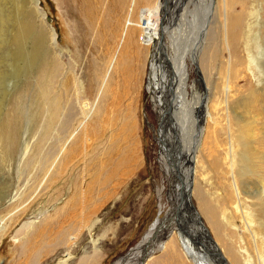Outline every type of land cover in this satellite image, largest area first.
<instances>
[{
    "label": "bare ground",
    "instance_id": "6f19581e",
    "mask_svg": "<svg viewBox=\"0 0 264 264\" xmlns=\"http://www.w3.org/2000/svg\"><path fill=\"white\" fill-rule=\"evenodd\" d=\"M7 1L5 0V2ZM136 1L57 0V6L68 9L72 17L76 47L85 46L82 48L83 50L81 49L82 56L89 58L88 52H90L92 55L97 54L99 57L90 59L87 62V69H84L83 77L88 79L91 84L88 92L83 87V81L81 83L77 81L76 77L80 76L79 74L76 76L75 58L66 54L68 61L65 64L63 63L62 58L65 54L59 49L57 33L49 31L44 21L45 16L40 15L41 27L39 31L34 30L35 22L39 19L25 25L24 23L27 21L25 16L26 21L24 23L20 22L27 29L26 38H30L33 42L34 58L40 60L38 64H35L36 69L32 74L34 75L32 81L29 79L28 83L31 87L39 90L38 93L42 97L38 107V115L43 117L44 132H42L41 140L42 142L45 141L49 130L53 128L57 121L61 133L59 142L64 144L63 147H60L59 160H55L58 163H51L49 156L45 155L46 153L44 158L36 157L34 154L31 157L34 156L37 165H41L38 175L42 177L53 174V176H50L54 180L60 181L63 179L61 184L64 186L58 188L57 195H60V190L66 187L64 190L70 192L68 194L69 200L56 211L54 217H50L48 221H45V224L42 222L41 230L35 231L36 228L34 227V233H31L33 235L21 248L23 249V257L26 260L32 259V255L37 254L40 249L39 244H41L40 242L43 241V237L47 233L55 234L54 231L57 230L67 240L70 237L69 232L73 229L71 228L72 225H75L73 221L78 219L77 212L92 213L99 203L98 206L101 207L106 198H110L117 193V189L122 186V179L127 176L136 162L135 157L138 155L134 154V150L137 151V146L134 144L135 146L126 147V140L128 143L130 138L135 139L134 128L128 117L126 118L124 115L126 122H123V119H120L118 115L119 113L116 110V104L119 100L117 93L112 97L111 107H109V96L106 92L109 91L106 90L107 84L109 85L108 79L115 78L118 73H121L123 57L126 52V50L122 52L121 49H123L124 37L129 34L127 22L136 11ZM200 1L163 0L161 5V17L163 19L160 20L161 23H159L154 36L149 75L151 80L155 79L157 81V86L154 88L151 86L150 91L155 97L157 96L156 100L161 110V120L167 132L168 150L166 158L168 165L171 167L170 169L175 171L174 173L170 170L172 173L170 176L174 181V184L171 183L175 187V195L173 196L171 210H169L166 218L158 222L148 240L130 255L129 261L142 264L144 257L147 254L150 255L151 249L156 247L158 249L165 248L164 242H157L160 241V237L164 235V238L170 232H176L184 253L194 264H226L218 245L222 248L230 264H251L246 254V245L255 248L258 264H264V149L259 146L250 148L246 145V142L241 141L238 143L232 141L223 146L219 139V131L224 129V125L221 123V105L224 104L226 107L230 104L235 105V101L245 106V110L234 112L233 117L229 115L225 121L236 123L237 129L242 128V123L243 127L258 134L255 128L258 129L259 115H256L257 120L253 119V110L257 107L252 106V104L261 92H264V88L255 95L254 100L251 99L253 102L249 98V103H247L248 98L244 96V99H240L242 97L239 96L248 93L244 87L245 84L241 83L247 81L246 75H243L244 70L252 74V59L247 53L248 39L253 28L251 21L259 11L257 12L255 8L250 9L247 0H211L207 5V13L204 15V13H199L202 9ZM15 2L18 1L15 0ZM24 4H26L25 7ZM36 4H38L36 0H22L20 3H16V8L21 9L23 7L26 11L32 9L39 12ZM21 14L20 12L19 16ZM190 17L191 19H188ZM16 19L19 18L16 17ZM145 21H148L147 17H145ZM245 23L250 24L246 26ZM161 28L167 29V34H164L169 38L171 55L164 54L163 56L162 54L161 49H165V47L167 49V44L162 43L165 30L161 33ZM138 31L141 30L137 27L134 34L138 35ZM136 35L135 39L137 38ZM12 38L14 40V37ZM159 40H161L160 44ZM18 42L20 43V40ZM116 45L115 54L113 57L111 56L112 59L107 64L108 69L105 70L106 74L102 78L105 67L104 62L106 61H104L101 53H103V50L111 53L112 48ZM221 49L228 52L227 61L223 60L222 55L218 53ZM78 51L81 54V51ZM119 54H122L120 59H118ZM37 59L36 61H38ZM189 60L192 61L191 63L194 64L196 71L200 74L199 81L206 84L207 87L205 88L208 91V87L212 90L211 86L218 85L219 82L216 81L219 77L216 78L215 69L219 68L218 63H222L221 73H226V76L221 84V90L218 88L219 86L215 87L217 95L211 94L209 98L208 93L204 97L197 93L194 99L191 98V91L196 84H190ZM219 60L221 61L218 62ZM129 67L132 68V66ZM86 76L89 78H86ZM96 93L94 106L95 110L96 108L98 110L92 121L90 122L89 103L83 104L80 107V114L76 115L75 107L76 104L81 105V97L82 100L83 97L89 100ZM23 95H26L25 92H23ZM211 98L213 99L211 100ZM79 115H81V118H79ZM131 115L132 113H130V117ZM183 118H185L184 122L182 121ZM189 121L194 127H197V130L195 135L193 134L190 137L191 141H185V131L187 130L184 123L188 122L189 125ZM260 129L264 136V125ZM187 134L189 133L187 132ZM8 140L11 141V135L5 137L7 146ZM257 141L256 138V143ZM16 146L19 150L21 163H23L30 156L33 145L23 150L20 144ZM8 147L11 148L10 143ZM172 149L173 155L169 158L168 152ZM175 149L178 152L176 154ZM250 150L255 151L254 154L259 161L255 166L256 170H253ZM44 162L46 163L44 164ZM177 162L180 165L178 169L176 168ZM199 172L203 179L202 185L209 186V189L202 187L201 183L197 181ZM212 175H217L214 182L217 183L215 186L209 180ZM176 182H179L178 185ZM225 185L229 189L228 193L222 191L221 186ZM213 188H218L220 191L212 193L211 189ZM221 193L223 195L220 198ZM193 199L196 204L193 203ZM250 200L263 205L260 210L257 208L249 209L242 211L240 214L245 233L251 240L249 239V243H245L244 239L239 236V241L237 240L234 243L239 228L234 223L237 221L230 220L226 211L228 206L235 211H240V205H246ZM189 205L194 206V211L202 221L203 228L199 226L196 228L193 221H191L185 210V206ZM9 222V218L0 220V238L7 230ZM186 224L191 227H188L190 233L186 229ZM52 226L54 228H51ZM29 227L22 226L18 234H22ZM47 229H50L51 232H47ZM193 234L198 237L197 242L193 241ZM200 243H203L207 249L199 246ZM174 247L172 243H169L165 250L167 249V252L171 253ZM208 247L219 260L211 259L207 255ZM25 249L27 251L24 252ZM183 264H187V262Z\"/></svg>",
    "mask_w": 264,
    "mask_h": 264
},
{
    "label": "rangeland",
    "instance_id": "374dc122",
    "mask_svg": "<svg viewBox=\"0 0 264 264\" xmlns=\"http://www.w3.org/2000/svg\"><path fill=\"white\" fill-rule=\"evenodd\" d=\"M16 1L18 2H15L14 0L13 4V0H8L7 2H5V0H0V34L3 33L0 35V48H2L0 49V85L4 82V84L0 86V220L9 218L10 221L7 230L0 238V264H137L136 262L133 263L132 261H129L130 255L148 240L150 234H152L157 227L158 222L166 218L169 210H171L173 196L175 195L174 181L170 176L172 175L170 170L174 173L175 171L174 169H170L171 167L168 165L166 158L168 150L167 132L164 129L161 120V110L156 100L157 96L155 97L150 91L151 86L153 88L157 86V81H155V79L151 80L149 77L151 54L154 48V36L159 23H161L163 19L161 17V5L163 0L136 1V11L132 18H129L127 22L129 25V30L127 29L129 34H126L124 37L123 49H121L122 52L126 50L123 57L121 73H118L115 78H109V85L107 84L106 86V90H109L106 91L109 96L108 106L111 107V99L115 93H117V98L119 100L118 104H116V110L119 113L118 115L120 119H123V122H126V119L124 118L128 117L130 124L134 128L135 139L130 138L128 143L126 140V147L133 146L134 144L137 146V151L134 150V154L136 153L138 156L135 157L136 162L134 163V166L131 168L127 176L122 179V186L117 189V193L113 194L110 198H106L101 207L98 206L99 203L96 205L97 208H94L92 213L77 212L78 219L73 221L76 227L75 225H72L71 228L73 229L69 232L70 237H68L67 240L66 238L64 239L63 235L58 233L57 230L54 231L55 234L47 233V235L43 237V241L40 242L41 244H39L40 249L37 251V254L32 255V259L29 258L27 260L23 257V249H21L23 248L24 243H26L29 240V237L33 235L31 233H34L35 228V231L41 230L43 223L45 224V221H48L50 217L56 215V211L62 208L64 203L69 200L68 194L70 192L64 190L67 188L66 187L60 190V195H57L59 192L58 188L64 186L61 184L63 179L60 181L54 180L52 177L53 174H50L52 176L49 175L42 177L41 175H38L41 170V165L38 166L37 161H34L35 157H31L33 154L36 157L41 158H44V156L47 155L49 156L51 163H58L55 162V160H59L61 151L60 147H63L64 144H60L59 142L61 133L58 129L57 121L53 128L49 130L45 141L42 142L41 140L42 132H44L43 117L38 115V107L40 106L42 97L38 93L39 90L35 89V87H31L28 83L29 79L32 81L34 76L32 74L36 69L35 64H38L40 60L35 57L38 60L36 61L34 58L33 53L35 51L33 50V42L30 38H26L27 29L24 24L26 25L28 22L32 23L36 19H39L35 22L36 29L34 28L35 31H39L41 27L40 15L45 16L44 21L49 31H55L57 33L59 49L65 54L62 58L63 63L65 64L68 61L66 54L75 58L74 65L76 76H78V74L80 76L76 77L77 81H79L78 83L83 81V87L87 92L89 87L91 88V84L88 79L83 77V73L87 69V62L90 59H97L99 57L97 54L92 55L90 52H88L89 58L82 56V48L85 46L81 45V48L76 47V39L74 38L75 35L73 32L74 22L72 17L70 16L68 9H62V6L61 8H59V5V7L57 6V0H36L39 12L32 9H27L26 11L23 7L21 9L19 7L16 8V3H20L22 0ZM210 1L211 0L200 1L202 4V9L199 11L200 14L204 13L205 15L207 13L206 9ZM247 1L250 9L255 8L257 9V12L259 11V15L255 14L253 17L254 19L251 21L253 28L248 39L249 47L247 53L252 59V74L246 70H244V74L241 72V74L246 75L247 77L246 83L242 82L241 84H245L244 87L249 94H241L239 97H242L240 99H244L245 97L248 98L247 103H249V98L250 100H254L255 95L260 93L264 88V0ZM25 6L26 4H24V7ZM22 9H24V11H22ZM236 10L238 9L236 8ZM19 11L22 13L20 16ZM234 12L235 11L233 10V13ZM25 16L27 17V21L25 20ZM16 17L19 19H16ZM145 17L148 18V21H145ZM188 19H191V17ZM24 21L26 22L24 23ZM20 22L24 24H21ZM249 24L250 23H245L246 26H249ZM137 27L141 30L138 31V35H136V33L134 34ZM19 29H21L20 32ZM160 30L161 33L165 30L163 34L167 31L166 28H161ZM6 31L8 32L6 33ZM135 35L137 36L136 39ZM12 37H14V40ZM164 37L162 43L165 45L167 44L166 46L168 50L165 45V49H160L163 52V56L164 54L171 55L172 50L170 48L169 38L166 35ZM17 40H20L21 44ZM13 41L17 42L19 46ZM160 43L161 40H159V44ZM117 45L112 48L111 53H108L105 50L101 53L104 61H106L104 62L105 67L103 69L102 78L106 74L108 69L107 64L111 61V56L113 57L115 54ZM77 49L81 51V54ZM218 53L222 55L223 60L227 61L229 54L225 49H221ZM98 54L100 55V53ZM121 55L122 54H119L118 59H120ZM220 61L221 60L218 62ZM191 62L192 61L190 60L188 61L190 66V84H196L195 88L191 91V98L193 97L194 99L197 93L203 97L208 93L207 95L209 98L211 94L217 95L215 93V87L219 86L218 88L221 90V84L226 76V73H221L222 63L217 62L219 68L215 69L217 73L216 78L217 76L219 77L216 82L219 83L213 87L211 86L212 90L208 87V91V89L205 88L207 87L206 84L199 81L200 74L196 71L194 64ZM129 66H132V68ZM86 78L89 77L86 76ZM101 81L100 84L102 83ZM23 92H25L26 95H23ZM96 96L97 93L89 100L86 97H83L82 100L81 97V105L76 104L75 107L76 115L80 114V107L83 104L89 103L88 110L89 114L91 113V122L98 110V108L95 110L94 106ZM212 99L213 98H211V100ZM253 100L251 101L253 102ZM237 102L238 101H235V105L230 104L226 107L221 101V123L224 125V129L219 131L221 144L225 146L232 141L235 143L241 141L246 142V145L250 148L259 146L264 149V136L260 129L264 125V92H261L258 98L254 101V104L251 102L252 106L257 107L253 110V116L255 117H253V119L257 120L256 115H259L260 125L257 124L258 129L255 128L258 131V134L243 127L242 123L241 125L243 129H237L236 123L225 121L227 116L232 115L233 117L234 112L245 110V106L240 105ZM13 109L14 111H12ZM130 113H132L131 117ZM79 118H81V115H79ZM184 119L185 118L182 120L183 122L185 121ZM187 123L188 122L184 123L187 130L185 131V141L190 140V137L193 134L195 135V131L197 130V127H194L190 121L189 125L192 127ZM81 128L82 126L80 129ZM187 132L189 134H187ZM10 135L11 141L9 142L8 140V142L12 149L8 147L9 143L7 146V143L5 142V137ZM256 138L258 139L257 143ZM18 144L21 145L20 147L22 150L33 145L30 156L23 163H21V157L19 158V150H17L16 146ZM39 147L42 148H40L41 151ZM254 152V150H250V157L253 162V170H256L255 166L259 161ZM176 153L178 152L175 149V154ZM46 162H44V164ZM178 166L180 167L177 162V169ZM198 175L197 181L202 185L203 179L201 173L199 172ZM214 176H210L209 180H211L210 182L215 186L217 183L215 184L214 182L217 175ZM171 182H173V184ZM176 183L178 185L179 182ZM65 184L67 185L66 182ZM202 187L209 189V186L207 185H202ZM221 188L224 193L229 192L226 185L221 186ZM211 191H213L212 193H215L220 190L218 188H213ZM222 195L223 194L221 193L220 198ZM193 203H195V200ZM262 207V204L255 203L252 200L246 205H240V211H235L228 206L226 211L227 215L230 220L237 221L234 223L239 228L234 243L237 240L239 241V236L244 239L245 243H249L250 238L245 233V227L240 216L242 211L255 208L260 210ZM24 225L30 227L22 234H18V231H20L21 227ZM186 225V229H188L190 233L191 231L189 228L191 227L189 224ZM54 226L51 228H54ZM50 229H47V232H51ZM163 236L160 237V241L157 242H164L165 248L169 243H172L175 246L173 251L170 253L167 252V249L165 250V248H153L149 255L150 258L143 264H183L184 262H187V264H194L184 253L176 232H170V234L164 238ZM192 238L193 241L196 242L199 240L194 234L192 235ZM202 244L203 243H200L199 246L203 247ZM211 244L213 245V243ZM246 247V254L250 259L251 264H258L255 248L249 245H246ZM218 249L220 253H222V257L225 259L226 264H230V261L219 245ZM25 251L27 250L25 249L24 252ZM210 252L211 249L208 247L207 255L211 259L218 260L216 255L211 257V255H209Z\"/></svg>",
    "mask_w": 264,
    "mask_h": 264
},
{
    "label": "water",
    "instance_id": "95a60500",
    "mask_svg": "<svg viewBox=\"0 0 264 264\" xmlns=\"http://www.w3.org/2000/svg\"><path fill=\"white\" fill-rule=\"evenodd\" d=\"M167 103H169V101H167ZM168 153H169V154H168L169 157L173 155L171 150H169ZM185 207H186L185 210L187 211L188 215L190 216L191 221H193V223L195 224L196 228H197L198 226H199L200 228H201V227L203 228V223H202V221L200 220L199 216L195 213L196 211H194V206H193V205H189V206H185ZM203 248H205V247H204V244H203ZM196 249H197V248H196ZM205 249H207V248H205ZM210 255H211V257H213L212 252L210 253ZM149 258H150V257H149V254H147V255L144 257V259H143V261H142V264L145 263ZM220 258H221V257H220ZM218 260H219V259H218Z\"/></svg>",
    "mask_w": 264,
    "mask_h": 264
}]
</instances>
